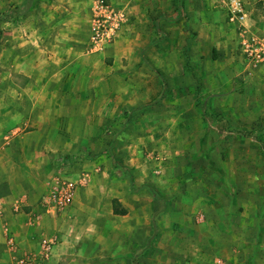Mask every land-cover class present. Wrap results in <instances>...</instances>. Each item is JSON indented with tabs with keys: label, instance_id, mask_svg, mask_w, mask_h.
Instances as JSON below:
<instances>
[{
	"label": "rangeland",
	"instance_id": "1",
	"mask_svg": "<svg viewBox=\"0 0 264 264\" xmlns=\"http://www.w3.org/2000/svg\"><path fill=\"white\" fill-rule=\"evenodd\" d=\"M95 1L0 0V190L26 174L3 161L14 144L53 148L17 192L35 204L12 212L74 180L82 214L53 264H264V63L221 0H107L127 21L92 52ZM246 3L264 34V5ZM43 126L48 140L30 134Z\"/></svg>",
	"mask_w": 264,
	"mask_h": 264
},
{
	"label": "crops",
	"instance_id": "2",
	"mask_svg": "<svg viewBox=\"0 0 264 264\" xmlns=\"http://www.w3.org/2000/svg\"><path fill=\"white\" fill-rule=\"evenodd\" d=\"M135 1L136 0H133V3H135ZM170 1L171 0L165 1L167 6H170L172 4L176 5L178 3V0H173L172 4ZM140 4L141 3H137V5ZM158 4L159 5L156 4L157 7L164 6L161 1H158ZM222 9L225 12L227 24L229 26L236 27L234 24L228 21L226 10L223 7ZM252 21V17L250 16V19L248 20L250 28H252L251 30H253L254 32H258V30L256 29L257 27L254 26V22ZM215 45L218 48V51H221L219 48L222 46V43H219V40L216 41ZM35 51L36 50L33 49L32 53ZM242 73L243 75L246 74V70H243ZM248 73H252V70H248ZM61 85L65 86V82L63 81ZM60 97L62 99L64 98V96L61 95ZM4 100L5 98L3 96H0V119L1 115H3V113L5 112L3 111L4 109L2 110V108H5L3 105ZM31 100L34 103H38V96H31ZM30 119H35V121H37L36 119H38V114L34 116V118L31 116ZM35 121H33L34 126ZM17 129H19V126L15 130ZM50 133L51 132L49 131V128L47 126H43L40 129H35L34 131H30L31 135H46L47 140ZM23 136L25 135L18 133V135H15L14 138L17 139ZM14 138H12L11 140H13ZM14 146V149L19 152L18 157L16 159L13 158L9 160L6 157L3 158V161L6 162V166H18V168L25 167L26 174L24 173L22 175V180L21 178L18 179V181L8 179V181L3 185L6 187V190H0V264H13L14 257L20 256L24 253L39 256L41 241L44 239L47 240L57 238V243H55V246L53 247L50 258L44 262L39 263L53 264L54 262H58L61 260V255L66 249L65 245L68 244V241L73 237L74 232L72 230V227L77 228V218L79 214H82L78 209V191L80 190V188L77 189L73 202L59 215H53L45 212L40 205H37L33 208H28L26 210H19L17 211V213H13L11 210L12 207L18 209V206L23 204V202V205L35 204V202L31 201L32 199L30 200V197L28 199L24 195L21 197L17 192H19V189L26 190V185L29 182V177L27 175L34 174V177H37L39 174V168L49 166V164L51 163V160L49 159V152L53 150V148L48 143L40 144L38 142H33L27 145L24 143H16L14 144ZM11 147H13V145ZM0 152L3 153L4 156H6L7 149L4 146H0ZM27 167H29L30 169H28ZM14 182H22V188L17 184L14 185ZM68 228H70L71 230L68 231ZM8 234L14 237L16 245L15 250H11L6 242ZM5 251L9 252L6 253Z\"/></svg>",
	"mask_w": 264,
	"mask_h": 264
},
{
	"label": "built area",
	"instance_id": "3",
	"mask_svg": "<svg viewBox=\"0 0 264 264\" xmlns=\"http://www.w3.org/2000/svg\"><path fill=\"white\" fill-rule=\"evenodd\" d=\"M226 10L228 21L239 28V45L242 53L251 66L264 63V34L250 31L248 20L250 12L246 0H221ZM264 5V0H257ZM127 21V12L107 0H96L92 5L89 22V50L99 52L108 47L119 35ZM74 180H60L56 178L48 192L42 196L41 206L45 212L56 215L64 211L74 200L78 188ZM55 240L44 239L40 244L39 256L24 253L13 259V264H39L48 260L52 254ZM7 244L15 250L14 237L8 234Z\"/></svg>",
	"mask_w": 264,
	"mask_h": 264
},
{
	"label": "trees",
	"instance_id": "4",
	"mask_svg": "<svg viewBox=\"0 0 264 264\" xmlns=\"http://www.w3.org/2000/svg\"><path fill=\"white\" fill-rule=\"evenodd\" d=\"M68 159L69 158H64V161ZM112 210L116 215H125L127 213V210L122 207L120 201L117 198L112 199Z\"/></svg>",
	"mask_w": 264,
	"mask_h": 264
}]
</instances>
